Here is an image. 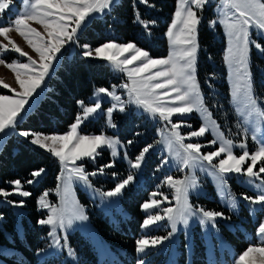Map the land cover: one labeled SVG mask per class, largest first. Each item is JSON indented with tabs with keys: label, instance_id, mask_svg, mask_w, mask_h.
Wrapping results in <instances>:
<instances>
[{
	"label": "snow or ice",
	"instance_id": "obj_1",
	"mask_svg": "<svg viewBox=\"0 0 264 264\" xmlns=\"http://www.w3.org/2000/svg\"><path fill=\"white\" fill-rule=\"evenodd\" d=\"M141 3L149 4V0H140ZM212 0H176L175 11L171 23L166 30L169 42V51L166 57L153 58L150 53L139 47L135 42L117 43L105 42L97 47L89 44L79 45L82 56L86 59H100L108 62L116 71L127 77V82L119 87L126 91L127 99L124 100L117 94L116 86L109 90L106 87L96 89L92 102L86 104L84 100H78L80 112L77 113L69 130L64 134H45L28 130L17 131L21 121L26 115V106H32V98L41 88L45 78L53 67V62L59 59L62 49L68 44H78L79 36L89 22L95 19L97 14L110 12L117 5V0H21L22 7L13 12L15 0H0V65L8 68L15 78L17 88L11 87L0 79V87L8 89L12 94H0V139L9 134H18L32 145L45 150L56 158L60 165V173L56 177L59 182L56 186L57 195L60 193V184L64 185V193L61 196L59 206L51 204L45 191L38 198V205L42 209H48L46 218L37 221L38 224L50 225V236L56 237V230H66L71 227L75 220H86L83 207L71 197V185L73 181L81 182L88 188H92L90 177L104 175L107 169L115 167V158L120 156V150L126 145L115 135L82 134L81 125L103 115L106 117L105 127L116 129L114 112L126 113L129 106L134 105L137 110H142L154 119L164 121L166 130H161V139L155 144H148L139 151L134 160H129L131 169H140L146 155L157 144L166 148L169 156L176 162L179 170L189 169L191 176L183 179H175L172 176L165 178V183L174 190L173 198L176 201L175 208H164L163 215L159 212L149 214L143 221L142 227L149 228L157 221L165 218L171 223V232L165 237L154 239L142 238L136 241V251L146 253L150 247L162 243L177 231V224L187 225L189 218L199 216L201 225L216 227L217 219H227L224 213L204 208H194L189 202V192L197 188V179L194 170L208 171L220 185L222 193H225L229 207L237 208V198L231 192L226 191L228 176L239 174L248 178L251 184L255 180L260 183L255 187L259 194L255 196L242 195V199L250 205H260L264 211V138H258L255 133L253 140L259 139V147L254 151L247 150V143L242 141L238 145L232 139H227L224 133L219 131L220 125L212 119V112L205 104L204 94L197 79V54L199 51V25L201 15L206 6L211 5ZM219 19L211 20L209 27L217 24L223 25L227 35V50L223 56L227 64L231 80V98L236 105V112L242 118L243 127L253 122V119L264 121V100L255 92L253 74L250 67V53L252 47L264 55V43L253 39L255 34L264 39V0H220ZM7 15V19L5 16ZM136 22L149 30L155 21L141 19L137 13ZM40 25L43 32L32 24ZM15 31L24 39L28 47L37 55L34 59L25 52L13 39L10 33ZM8 52L18 53L19 57H26L27 62L14 59L7 62L4 54ZM38 95V94H37ZM110 98L111 105L102 109V99ZM193 112L200 114L203 123L198 129L182 134V127L192 128L185 121V117ZM173 117L179 119L174 122ZM170 125V128L167 126ZM255 131H259L257 127ZM212 132L216 138L208 141V145H217L214 151L202 153L205 145L199 142H188L192 138L204 137ZM248 128L244 127L247 135ZM140 135V133H136ZM127 145L133 143L128 140ZM71 145V146H70ZM234 147L242 149V154L236 155ZM104 150H108L112 159L100 165L94 171H87L85 163L96 161ZM223 157V158H221ZM127 159V153H124ZM218 159V163H213ZM80 162V163H77ZM169 161L163 159L162 164ZM203 162L210 166L205 169ZM260 165L257 169V166ZM162 166V165H161ZM46 172L43 167L31 172L34 179L22 182L20 179L8 181L10 189L0 187L2 202L14 206H23L25 201L10 200L11 196L29 197L31 193L24 190V183L32 184L35 178ZM115 178L117 173L112 172ZM135 179L134 174L129 172L126 178L119 180L114 188L102 192L103 197H118ZM99 192V189H94ZM158 193L151 194L152 199L145 202L142 208L148 212L158 208L160 200L155 199ZM165 200L168 198L165 196ZM2 219V216H0ZM257 234L260 238L259 246L250 245L242 254L235 259L234 264H264V221L259 223ZM59 243V238H56ZM65 237V243H66ZM69 254L72 252L70 250ZM138 264H145L143 259Z\"/></svg>",
	"mask_w": 264,
	"mask_h": 264
},
{
	"label": "rangeland",
	"instance_id": "obj_2",
	"mask_svg": "<svg viewBox=\"0 0 264 264\" xmlns=\"http://www.w3.org/2000/svg\"><path fill=\"white\" fill-rule=\"evenodd\" d=\"M140 1V0H138ZM161 2H171L172 0H157ZM220 0H212L211 5L206 6L201 15V24H205L207 28L213 32L214 36H222L224 38V50L222 53V64L224 68V79L218 74L209 73L203 79H197L201 85L202 93L204 94V100L206 106L212 112V119L220 125L219 131L224 133L225 138L232 139L234 144L238 145L240 142L244 141L247 143V150L254 151L259 147V139L253 140L252 135H255L258 138H264V121H259L253 119V122L243 125V127L238 128L237 124H243L242 118L238 116L236 112V105L233 103L231 98V76L227 64L223 60V56L227 50V35L224 30L223 25L217 24L215 27H209V22L211 20L219 19V8ZM152 6L156 7L158 11H161L156 17L161 20L164 18V13L167 10L164 9L162 4L155 6V3ZM176 6V0H174V8L171 13V19L173 17ZM22 7L21 0H15V6L12 11L16 12ZM102 14H97L100 16ZM7 19V15L5 16ZM171 19L168 22V26L171 23ZM160 21H156L153 25H159ZM33 27H36L39 31L43 32V28L40 25L32 24ZM168 28V27H167ZM167 30V29H166ZM166 33V31H165ZM155 37H158L161 34L153 33ZM79 36V34H78ZM11 39H13L25 52H28L34 59L38 60L37 55L28 47L26 42L22 37L18 35L15 31L10 33ZM166 38L167 49L166 53L162 56H151L153 58H163L166 57L169 51V42ZM253 39L258 42L264 43V39H261L255 34L253 30ZM199 40V39H198ZM0 41L7 43L3 40V37H0ZM115 41L117 43H127L123 41H118L116 38L107 40ZM103 42V43H105ZM134 42V41H129ZM102 43V44H103ZM139 47L147 50L150 53V50L142 44L135 42ZM101 45V44H99ZM97 45V46H99ZM93 46V47H97ZM152 46L158 47L156 39H153ZM76 50H81L78 44H68L65 46V49H62V54L59 55V59L53 62V67L50 70L49 75L45 78V81L42 83L41 88L37 89V94H34L32 98V106H26V114L33 108L36 102L44 93L46 88V81L48 77L53 72L55 66L62 58L63 55L70 56ZM199 51L197 54V62L199 58ZM4 58L7 62H11L14 59H19L21 62H27L26 57H19L18 53L8 52L4 54ZM97 61L105 62L111 71L110 80L107 86H103L112 89V86H116L117 94L121 96L122 99L126 100L127 95L124 89H121L119 86L127 82V77L125 74L116 71L108 62L100 59H93ZM250 67L253 74L254 88L257 96L264 100V55H261L258 50L252 47L250 53ZM0 79L5 83L9 84L13 88H17L18 85L15 82L14 74L6 68L4 65H0ZM223 84H225V90L223 89ZM96 87L93 92L85 100L86 104L92 102V98ZM1 90L5 92H0V94L11 95L12 93L8 89ZM102 109L106 110L112 103L110 98L102 99ZM264 107V104L261 105ZM129 111L126 113L114 112L113 119L117 124L116 129H111L105 127L106 117L101 115L100 117L92 120L91 122H86L81 125L82 134H100L101 131L105 132L107 135L117 136L126 147L120 150V156L115 158V167L112 169H107L104 175H97L95 177H90L93 187L88 188L83 185L81 182L73 181L71 185V197L83 207L84 215L87 216L86 220H75L71 227L66 230L57 229L56 237L50 236L48 243L45 247L39 249L36 252L37 261L43 262L47 259H53L51 264H82V261L86 259L83 252H79L78 249L81 248L80 242L75 238L72 240V236L77 234L80 235L83 239L89 242L92 246L93 251L97 257L98 262L101 264L102 261H105L106 264H127L126 260L122 258V250H114L110 247L108 241L104 239L98 230L94 227L91 222L89 212H96L101 216L108 219V221L117 223L120 220H127L129 217V209L127 204L133 202V199L136 200V196L140 192H146L141 200L140 210L144 214L143 221L147 218L149 214H155L159 212L163 215L164 208H175L176 201L173 198L174 190L171 189L164 181L167 176H172L175 179H183L185 176L193 175L189 169L179 170L176 162L169 156L166 148L162 144H157L150 152L146 155L145 161L143 162L140 169H131L129 160H134L135 157L139 154V151L143 149L148 144H155V141L161 139L160 132L161 130H166V125L164 121L159 119L152 118L149 114L144 113L142 110H137L134 105L129 106ZM80 112V108H79ZM179 118L173 117V121L176 122ZM185 121L192 125V128L182 127L180 129L181 133L186 135L192 130H196L203 123V120L200 117V114L193 112L191 115L184 118ZM244 127L248 128L247 135L244 134ZM259 128V131H255L256 128ZM170 128V125L167 126ZM69 130V128L63 133H51V134H64ZM140 133V135H136ZM8 136V135H7ZM4 136L0 139V146L2 145L4 139L7 137ZM216 138V136L209 132L204 137L192 138L191 140H185V143L188 142H199L202 145V153H207L208 151H214L217 145H208V141ZM132 140L133 143L127 145V141ZM35 146V145H34ZM71 146V145H70ZM37 147V146H36ZM38 148V147H37ZM233 151L236 155L242 154V149L239 147H234ZM127 153V159L124 158V153ZM54 158V157H53ZM223 158V157H221ZM112 157L108 150H104L102 155L96 158V161H87L85 163L86 170L91 172L96 170L100 165L108 163ZM163 159H167L169 162L167 164H162ZM55 167H52L49 175L48 186L42 188L38 198L45 192H49L47 197L48 201L56 206L61 204V196L64 193V185L60 184V193L57 195L56 186L59 183L56 177L60 173V165L56 158ZM80 163V162H77ZM213 163H218V159L214 160ZM205 169H209L210 166L207 165V162H203ZM162 165V166H161ZM260 165L257 166V169ZM46 169V172L40 177L35 178V182L32 184L24 183V190L33 192L35 186H39L40 182L45 179V176L49 174L50 167L48 165L43 166ZM112 172L118 174L117 177L111 175ZM131 172L134 174V181L126 187L122 194L118 197H103L102 192L109 191L114 188L115 184L126 178V176ZM194 175L197 179V188L189 192V202L193 205L194 208H204L205 210H215L218 212L224 213V216L227 219H217L216 227L213 228L209 225H201L199 223V216H193L189 218L187 225L183 223L177 224V231L170 236L168 239L164 240L162 243L157 244L155 247H150L146 250V253L137 252V261L135 264H138L140 259L145 261V264H181L179 260L180 253L184 252L182 248V241H184L185 253L187 257V264H191L193 244L195 243V234L197 237L202 240L204 244V251L206 254L207 264H234L235 259L239 257L250 245L259 246L260 238L257 234V229L259 223L264 221V211L261 210L260 205H250L247 201L242 199V195L255 196L259 194L258 189L255 187L256 184H259V180H255L253 183L248 182V178L239 174H230L227 178V189L237 198V208L233 210L229 207V203L226 202L225 193L221 192L219 182L211 175L208 174V171H201L199 168L194 170ZM264 176V174H262ZM31 179H34L31 177ZM151 186V187H150ZM10 189V188H9ZM32 189V190H31ZM94 189H99V192L94 191ZM153 192L158 193L155 199L160 200V206L158 208L150 209L146 212L142 205L145 202L152 199L151 194ZM81 193L87 200V203L82 202ZM168 199L165 200L164 197ZM15 199L14 201H19L20 199H25L19 196H12ZM213 209L208 207V204L212 205ZM0 204L8 203L2 202L0 198ZM17 218V229L19 234H22L20 228V215L23 212L21 206L10 205ZM37 207L43 210L46 215L48 214V209H42L37 203ZM141 224V235L139 239L147 238L149 240L156 237H165L168 236V233L171 232V223L167 218L164 220L157 221L155 224L149 228L142 227ZM51 231V226L46 225ZM153 233V234H151ZM66 237V243H65ZM56 238H59V243L56 242ZM14 248L7 246L6 244L0 243V264H8L4 256H8L12 253ZM72 252L70 255L69 252Z\"/></svg>",
	"mask_w": 264,
	"mask_h": 264
},
{
	"label": "trees",
	"instance_id": "obj_3",
	"mask_svg": "<svg viewBox=\"0 0 264 264\" xmlns=\"http://www.w3.org/2000/svg\"><path fill=\"white\" fill-rule=\"evenodd\" d=\"M153 3L155 6L162 4L167 10L162 20L156 17L161 11L152 6ZM173 8L174 0L171 2L149 0V4L138 0H117V5L110 12L96 16L89 22L87 28L79 33L78 46L89 44L93 47L116 38L123 42H137L147 47L152 56H162L167 49L165 31ZM137 13L143 20L160 21V24L151 25L149 30H145L136 22ZM153 33L161 35L155 37ZM153 39H156L158 47L152 46ZM198 39L200 44L197 62L198 78L203 79L206 74L213 73L224 79L222 64L224 38L221 35L215 37L213 32L202 24L199 27ZM81 52L82 50H76L70 56H62L46 81L44 93L24 116L17 131L28 130L45 134L65 132L79 112L77 101H85L96 87L108 85L111 75L109 66L103 61L86 59ZM222 87L225 90V84ZM0 92L5 91L0 89ZM46 165L50 167L49 174L39 186L34 187L31 195L24 199L25 203L21 206L23 209L19 222L21 235L17 229V218L12 207L0 204V216H2L0 243L14 248L12 253L4 256L8 264H51L53 261L47 259L39 263L36 258V252L45 247L49 241L48 227L37 223L46 215L37 207V196L43 187L48 186L55 160L45 150L37 148L18 134H9L0 146V187L9 189L11 186L7 182L15 179L25 182L31 179L30 174L33 170ZM145 193L140 192L136 200L125 203L129 209V217L125 221L113 223L96 212H89L94 227L108 241L112 249L123 251L122 258L127 264H135L137 261L136 241L141 235V224L144 219V214L140 210L143 199L141 196ZM10 198L17 200L12 196ZM81 199L82 202L87 203L82 193ZM208 207L213 209V203L208 204ZM72 237V240L79 238L77 240L81 248L78 251L83 252L86 257L82 264H100L88 241L77 234ZM194 240L191 264H207L202 240L196 234ZM182 248L184 252L180 253L179 260L181 264H187L184 241ZM101 264L106 263L102 261Z\"/></svg>",
	"mask_w": 264,
	"mask_h": 264
}]
</instances>
